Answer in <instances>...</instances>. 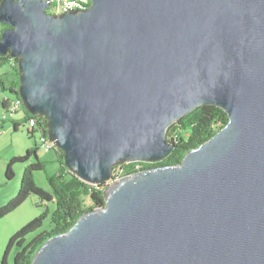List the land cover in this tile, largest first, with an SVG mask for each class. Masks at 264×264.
<instances>
[{"label":"water","instance_id":"obj_1","mask_svg":"<svg viewBox=\"0 0 264 264\" xmlns=\"http://www.w3.org/2000/svg\"><path fill=\"white\" fill-rule=\"evenodd\" d=\"M90 1L0 3V56L71 173L101 185L165 160L168 129L201 106L228 123L180 164L109 185L31 264H264V0Z\"/></svg>","mask_w":264,"mask_h":264},{"label":"trees","instance_id":"obj_2","mask_svg":"<svg viewBox=\"0 0 264 264\" xmlns=\"http://www.w3.org/2000/svg\"><path fill=\"white\" fill-rule=\"evenodd\" d=\"M1 25L3 29L0 33V39L3 32L11 28L10 26ZM10 59L9 55L0 56V68L9 63ZM15 61L17 64L14 67L16 80L11 83L8 89L5 87L3 80H0V91L10 92L20 97L18 94L20 74L18 61ZM25 113V121L33 116L26 109ZM34 117L38 121L36 130L46 135L47 121L40 116ZM227 123L228 116L220 108L201 106L168 129V141L174 140L175 146L165 160L157 163L125 162L114 167L113 176L116 177L122 174L125 177L145 169L180 164L188 151L198 148L211 139ZM16 128L17 125H15ZM28 133L30 136H34L35 131H28ZM39 149V147H35L27 151L25 155L15 157L8 162L5 172L6 180H12L15 177L14 167L16 164L23 163L27 166L24 169L21 187L17 195L0 207V220L16 211L29 197L36 195L42 204H55V210L50 214L51 229L42 230L45 220L49 217L50 207H47L43 214L27 223L10 238L2 264H8L9 255L12 252L15 253L14 264H31L35 253L48 239L67 232L84 213L105 206L103 192L107 187L106 184L90 185L79 179L65 166L64 152L56 147L55 151L58 154L61 166L60 172L47 177L50 190L38 186L35 181V172L45 169V164L38 154ZM87 203L89 207H86ZM30 237L32 238L29 239Z\"/></svg>","mask_w":264,"mask_h":264},{"label":"rangeland","instance_id":"obj_3","mask_svg":"<svg viewBox=\"0 0 264 264\" xmlns=\"http://www.w3.org/2000/svg\"><path fill=\"white\" fill-rule=\"evenodd\" d=\"M2 29L3 26L0 24V33ZM14 77V70L10 63H7L0 68V80H4L6 85H9ZM6 96H8L10 99L16 98V95L10 92L0 91V181H3V183L6 184L4 187L5 189L0 191V197L4 196L7 190H11L13 187H15V185L18 187L17 191H19L21 187L22 175L27 164H16L14 167L15 177L12 180H5L6 168L4 166V161H7L8 159L11 160V153H14L15 151L17 153H21V151H23V144L27 143L28 141L33 142V144L36 145L33 146L34 148H40L38 154L41 161L45 164V169L43 171L35 172V181L38 186L46 190H50L47 177L58 174L61 168L57 153L55 149L47 151L46 149L42 148V133L40 131L37 130L35 132V137L30 136L28 133L30 130L26 123L21 124L20 129L15 131L14 124L11 119L12 117L4 119L6 117V113L2 107V101ZM15 118H19V115H15ZM3 205L4 204L1 206ZM47 207H50L49 217L45 220L42 230H50V214L55 210V204H42L36 195L29 197L27 201L18 208L17 211L0 220V264H2L3 256L10 238L27 223L43 214ZM31 238L32 237L29 239ZM14 258L15 253L12 252L9 255L8 264H14Z\"/></svg>","mask_w":264,"mask_h":264},{"label":"built area","instance_id":"obj_4","mask_svg":"<svg viewBox=\"0 0 264 264\" xmlns=\"http://www.w3.org/2000/svg\"><path fill=\"white\" fill-rule=\"evenodd\" d=\"M50 4V8L48 12L53 15H62L69 12H75V11H83L89 8L91 1L90 0H45ZM10 65L14 68L17 64L15 59H10ZM8 100V99H6ZM9 102L6 106V117L4 119H7L8 117H14L20 112L25 111L24 102L20 97H16L14 99H9ZM26 124L29 127L30 131H35L37 129L38 121L36 117L31 116L27 121ZM42 148L46 149L47 151L55 149V145L49 140V137L43 136L42 137ZM124 176L120 174L119 176H116L112 178V180L108 181L106 186L111 185L115 182H119ZM89 207V204L87 203V206Z\"/></svg>","mask_w":264,"mask_h":264},{"label":"crops","instance_id":"obj_5","mask_svg":"<svg viewBox=\"0 0 264 264\" xmlns=\"http://www.w3.org/2000/svg\"><path fill=\"white\" fill-rule=\"evenodd\" d=\"M13 70H14V68H13ZM14 74H15V72H14ZM2 80V79H1ZM14 80H16V75H15V77H14V79H12L11 80V82H10V84L9 85H6L5 84V82H4V80H3V82H4V85H5V87L8 89L9 88V86L11 85V83L14 81ZM17 97V96H16ZM6 99H10L8 96H6V97H4V99H3V101H2V107H3V109L6 111V106H7V103L9 102L8 100H6ZM25 110V109H24ZM17 115H19V118H15V116L13 117V118H11L12 119V122H13V124H14V130L15 131H18L19 129H20V126H21V124H25L26 123V113H25V111H23V112H20L19 114H17ZM15 125H17V128L15 129ZM37 130H35V132H36ZM34 137H35V133H34ZM42 137H43V134H42ZM33 146H36V145H34L33 144V142H27V143H24L23 144V151H21V153H17L16 151L14 152V153H11V155H12V157H10L11 159H13V158H15V157H20V156H23V155H25V153L27 152V151H29V150H31V149H34V147ZM23 152H25V153H23ZM57 156H58V154H57ZM6 160V159H5ZM9 160L10 159H8L7 161H4V166H5V168H6V166H7V163L9 162ZM14 170H15V168H14ZM17 172V171H16ZM5 180H6V178H5ZM5 183H3V181H0V191H2V189H5L4 187H5ZM18 187H16V185H15V187H13L11 190H7V192L4 194V196H2V197H0V207H1V205L2 204H4L5 205V203L6 202H8L9 200H11V199H13L16 195H17V189ZM18 210V209H17ZM16 210V211H17ZM15 212V211H14ZM13 212V213H14ZM12 214V213H11ZM10 214V215H11Z\"/></svg>","mask_w":264,"mask_h":264},{"label":"clouds","instance_id":"obj_6","mask_svg":"<svg viewBox=\"0 0 264 264\" xmlns=\"http://www.w3.org/2000/svg\"><path fill=\"white\" fill-rule=\"evenodd\" d=\"M33 116H34V115H33ZM47 136H48V135H47ZM106 184H107V183H106ZM108 186H109V185H108ZM108 186H107V187H108Z\"/></svg>","mask_w":264,"mask_h":264}]
</instances>
